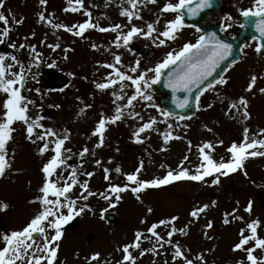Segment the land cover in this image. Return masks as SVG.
<instances>
[{
	"label": "rangeland",
	"instance_id": "rangeland-1",
	"mask_svg": "<svg viewBox=\"0 0 264 264\" xmlns=\"http://www.w3.org/2000/svg\"><path fill=\"white\" fill-rule=\"evenodd\" d=\"M225 1L226 8L219 18H224L226 24L231 25L230 28L237 24L236 19L242 9L254 7V0ZM166 2L177 3L178 0H157L155 4L142 0L138 5V15L142 18L133 17L129 21L121 15L124 8L132 10L128 0H83L84 8L77 12L70 10L73 5L79 7L75 0L71 4L69 0H48L45 5H41L39 0H4V8L0 11L8 17V23L0 21V50L4 49L0 53L15 55L26 68L31 66L22 94L35 101L29 104L28 114L33 119L42 117L40 123L44 127H37L32 140H29L26 125L22 122L13 125L16 131L8 145L11 166L0 176V202L8 205L6 210H0V235L22 229L42 209V204L34 201L41 195L39 189L45 179L42 167L54 154L53 138H48L49 151L41 155L39 147L43 142L36 137L51 128L61 135L65 130L70 133V139L65 142V148L71 149L70 153H65L69 159L67 165L58 170L61 183L76 168L78 179L81 182L87 180L89 189L96 193L89 196L87 201L80 199L76 205L77 211L85 203L88 208L79 215L74 213L73 218L63 225L55 264H118L123 259V246L134 242L137 231L144 234L140 250H151L155 245L156 251H147L140 256V250L130 249L137 258L136 264H183L182 258L173 260V245L165 243L161 248L156 237L147 231L160 220L170 222L158 228L165 240L169 239L167 232L172 227L183 229V232L174 233L171 239L174 244L179 243L193 264H237L242 259L248 264L246 252L234 251L233 246L239 241L242 228L245 234H250L246 225L253 220L261 222L258 234L264 237V156L248 157L242 169L227 176L217 173L205 177L203 181L185 178L142 189L140 193L131 190L136 185L127 180V175L134 173L141 164L143 167L138 177L142 180L163 178L169 170L175 173L181 168H187L189 174H196L203 163L199 149L206 143L211 142L213 149L205 148V151L219 162L221 158L225 161L231 159L228 149L233 142L239 144L243 141L245 128L250 130V136L264 138L260 133L264 129V93L260 92L264 88V58L257 52L256 42L245 47L241 62L230 68V73L224 77L226 84L217 83L203 93L197 115L192 118L181 119L173 115L166 118L163 115L166 111L152 86L148 89L152 100L138 99L131 107L127 106V99L134 93V87H125L123 91L119 84L107 89L96 87L98 83H106L109 73L113 72L105 65L115 64V55L121 56L118 66L122 71L137 75L130 72L137 62L138 73L145 72L154 69L169 51H178L187 42L195 43L200 33L186 26L179 31L176 40L169 39L161 45L155 39L164 31L167 21L175 17L174 13L160 11ZM66 8L69 10L65 11ZM41 12L46 17L43 21L38 15ZM87 12L91 13L98 27L86 30L82 36L69 33L64 28H53L47 22L50 19L53 24L78 25L88 19ZM229 16L232 19H227ZM158 18L159 23H156ZM15 20H22L23 23L16 24ZM148 23H153L157 29L153 36L136 35L127 45L121 39L117 47L115 40L118 35L126 34L133 24L146 31ZM115 24H120L121 29L99 30V27ZM230 28L227 30L230 31ZM5 29H9L7 37L2 35ZM56 43L61 47L53 50L50 45ZM22 44L26 47L20 48ZM32 46L41 54L39 67L32 64ZM146 47L154 50L153 57L149 59L143 56ZM7 63L13 64V72L19 71V65L11 59ZM48 67L68 75L69 84L56 90L44 82L41 72ZM147 75L151 79L155 73L149 72ZM253 75L257 77L256 84L251 91H247ZM33 76L36 78L33 79ZM125 83L130 85V82ZM36 88L40 89L39 93L35 91ZM118 96H123V99H118ZM242 96L249 102V118H245L243 106L238 105V109L230 107ZM5 98V94L0 92V117ZM117 107L122 108L123 115L112 123L110 117L116 114ZM134 113H139V116ZM102 117L109 122L106 124L103 145L96 147L99 135H93V132ZM152 119L156 120V124L151 130L141 133L138 139L135 133ZM166 134L172 138L165 141ZM84 147L90 151L81 158L79 153ZM257 150L264 151V148ZM96 160H100L101 164L97 165ZM105 169L109 170V180L104 179ZM87 172L94 175L88 177L85 175ZM216 175L220 176L219 183L213 184ZM110 183L121 187L129 185L120 194L118 202L115 194H111L109 200L99 195L109 189ZM82 193L83 189L77 185L71 197L75 199ZM249 201L252 202L251 212L245 211ZM205 204L209 207L199 217L191 215L192 211ZM62 211L67 214L66 209ZM107 211L116 213V224L103 218ZM172 217L177 219L172 220ZM225 219L228 223H225ZM209 222H212L211 228L206 227ZM88 236H93L90 242L87 241ZM38 242L42 243L39 237ZM252 244L254 241L249 246ZM0 247H3L2 241ZM94 253L100 254L97 260L91 259ZM201 254L204 260L198 261ZM254 254L264 257V250L257 249Z\"/></svg>",
	"mask_w": 264,
	"mask_h": 264
},
{
	"label": "snow or ice",
	"instance_id": "snow-or-ice-1",
	"mask_svg": "<svg viewBox=\"0 0 264 264\" xmlns=\"http://www.w3.org/2000/svg\"><path fill=\"white\" fill-rule=\"evenodd\" d=\"M48 0H39L41 5L47 4ZM76 4L79 7L73 5L70 10L73 12L79 11L81 8H84L83 0H75ZM142 0H128V3L131 5V9L124 8L121 12V15L126 16L129 21L136 18H142L138 15V5ZM150 3L155 4L157 0H149ZM69 3H72V0H69ZM213 0H196L193 3V0H178L177 3L166 2L164 6L160 9L162 13H174V19L167 21L164 31L160 32L156 36V40L159 41L161 45L165 44L167 40H176L177 34L185 26L184 17L185 11L187 15L197 16L203 9L210 8L212 6ZM4 8V0H0V9ZM69 9H65L68 11ZM87 11V10H86ZM39 18L41 21L45 20V14L43 12L39 13ZM241 15L245 18H256L250 19L249 23L254 24L258 36H253V40L264 41V0H254V7L250 6L246 9L241 10ZM88 19L83 23L78 25L68 26L65 24L52 23V20H47L53 28L60 29L64 28L69 33H74L76 36H82L83 33L88 29H93L98 27V23H94L91 18V13L87 12ZM13 19H15L13 17ZM227 19H232L231 16ZM0 21L8 23V17L5 16L3 11H0ZM16 24L23 23L22 20H15ZM156 23H159V18ZM243 26V25H241ZM195 27V25H193ZM230 24L224 26V30L230 28ZM147 30L141 29L136 25H131L129 31L123 36L118 35L116 37L115 43L117 47L120 46L121 39H123L124 45H127L130 40L136 35H143L147 37L153 36L157 32L156 27L153 23H148L146 26ZM121 29L120 24H115L110 27H99V30L102 32L118 31ZM197 31H200L197 28ZM9 34V29H5L2 33L4 37H7ZM35 35V33H33ZM163 37L164 39H161ZM155 42V41H154ZM94 48L95 44L92 45ZM13 48L16 47L15 44L12 45ZM26 45H20V48H24ZM53 50L60 48V44L56 43L50 45ZM233 45L227 43L225 40L221 39L216 32L201 34L195 41V43L187 42L183 45L178 51H169L162 62L158 63L154 69H147L145 72H139V62L136 66L130 68V72L137 74L131 75L125 71L121 70V67L118 65L121 64V56L115 55L114 59L115 64H106L105 66L113 69V72L109 73L106 83H98L96 85L99 89H107L110 86L119 84L121 91L125 87L132 86L134 87V93L130 95L127 99V106H133L134 102L139 100L151 101L152 96L148 92V89L151 88L152 84L159 81L161 78L162 71L168 68L170 65H176V67L169 73V78L167 81V86L172 88L174 91H179L181 89L186 90L188 93H191L193 88L200 89V86L207 80L208 77L217 70L222 61L227 60L229 56L232 55ZM257 52L264 50V42L258 43ZM67 51V49H65ZM33 60L32 64L36 67H39L41 54L36 52L35 46H32ZM67 57L65 56V59ZM11 59L15 64L19 65V71L13 72V64L7 63V60ZM234 63V62H233ZM31 71V66L25 67L23 63L18 60V57L15 55H5L0 53V92L5 94V99L2 103L4 109L2 117H0V176H3L6 169L11 165L8 160V145L13 139V134L16 129L13 125L17 122H22L26 125L27 137L29 140H32L33 135L37 129L43 128L44 126L40 123L42 117H36L33 119L28 114L29 104H34L35 101L29 100L27 96L22 94V89L25 88L24 81L27 74ZM154 72L155 76L151 79L148 78V73ZM36 77L33 76V79ZM130 82V85H126L125 82ZM257 77L253 75L251 77L250 83L247 86V91H251L256 84ZM219 84H226L227 81L221 77L218 81ZM209 88L212 87L211 84L208 85ZM37 93L40 92L39 88H36ZM202 91V90H201ZM261 93H264V88L260 89ZM115 94V93H114ZM118 99H123V96H118ZM189 97L185 96L183 99L177 98V105L179 108H185L188 106ZM197 104L200 101V95L196 96ZM248 100L245 97H240L238 102L234 101L231 103L230 107L232 109H238V105L243 106L245 118H249V113L247 112ZM211 105H209L210 107ZM90 107V106H86ZM115 115L110 117V121L115 123L117 120L122 118V108L117 107L115 110ZM135 116H139V113H134ZM163 115L171 117L173 113L164 112ZM141 119H143L141 117ZM182 119V117H181ZM109 121L105 118H101L98 121V124L93 132V135H99V143L96 147H100L104 143V133L106 131V124ZM156 124V120L152 119L150 122L144 123L138 131L135 133L137 138L141 133H144L146 130H151L153 125ZM171 127V125H169ZM249 129H244V138L243 141L239 144L233 142L229 147L228 151L231 154V159L225 161L223 158L219 162L214 160L213 156L205 151L207 149H213L211 142L206 143L203 147H200V155L203 158V163L200 164L199 168L196 171V174H189L187 168H181L177 172L169 170L163 178L151 179V180H142L139 179L138 174L140 173L143 164L140 168H137L134 173L127 175V180L129 182H134L135 187H132L131 190L134 193H140L142 189L149 187H159L161 185H167L172 181H177L181 179H191L195 181H203L205 177L212 176L213 174H220L227 176L228 174L242 169L244 166V161L248 157L255 156H264V151H259L257 149L264 148V138L257 139L255 136L249 135ZM260 133L264 135V129L260 130ZM48 138H53L51 144L53 145L52 151L53 155L50 159L43 165L42 172L44 173L45 179L39 189L41 195L35 198L34 202H40L42 204V209L37 212V214L31 218L30 222L26 224L22 229L13 230L10 233H4L0 235V241L3 242V247H0V264H55L57 261L58 250H59V241L62 239V227L67 224L73 218V214L79 215L88 208V205L85 203L77 211L76 205L80 199L87 201L89 196L96 195L89 189L88 181L85 180L81 182L78 179V171L76 168H73L67 178H63V183H61L62 177L58 174V170L63 166L67 165V160L69 159L65 153H70L71 149L65 148V142L70 139V133L65 130L63 135L57 133L55 130L49 128L46 129L42 134L37 135L36 139L42 141V145L39 147V153L41 155L45 154L50 149V143ZM172 138L170 134L164 136L165 141ZM35 143V141H33ZM190 143V142H189ZM223 144V141H220ZM89 149L84 147L83 150L79 153L80 157L83 158L85 154L89 153ZM94 154V153H93ZM185 160L187 157L184 158ZM97 165L101 164L100 160H96ZM108 169H105V180H109ZM117 172L120 171L119 168L116 169ZM247 173L245 172V175ZM86 176L92 177L93 172L85 173ZM55 177V178H54ZM220 176L216 175L212 180L213 184L219 183ZM79 185L83 189L81 196L73 199L71 193L73 189ZM129 188L128 184H125L123 187L109 184V189L105 192L99 193L105 200L111 198V194H115V200L118 202L121 199V193L126 191ZM53 197V198H50ZM62 198V199H61ZM215 203V202H213ZM209 205L205 204L200 208L192 211L191 215L193 217H199V214L204 212ZM8 208L7 203L0 202V210H6ZM62 209L67 210L65 214ZM151 211V209H149ZM235 211V210H234ZM245 211H252V202L249 201V204ZM227 215V214H226ZM176 217H172V220H176ZM240 219H243L240 217ZM169 221L160 220L158 223H153L151 227L147 229L149 233L154 235L159 243L161 248L164 247V244H170L174 247L173 260L177 258L183 259V264H193V260L185 256L182 247L179 243H173L171 237L177 231L183 232V229H176L172 227L170 231L167 232V237L169 239L165 240L163 236L158 232V228L161 225L169 224ZM225 223H228V220L225 219ZM261 222L253 220L250 223H247L246 227L249 230L250 234H245V229L240 230V239L237 243L234 244L233 250H243L246 252V259L248 264H264V257H258L254 253L257 249L264 250V237H261L258 234V227ZM212 222H209L206 227L211 228ZM144 234L140 231L135 233L134 242L131 244H125L123 246V259L118 262V264H123V262H129V264H136V257L133 255L130 249H141V238ZM38 237L42 240V243L38 242ZM145 239H150L151 237H144ZM254 241V244L250 245V242ZM147 251H156V246L154 245L151 250L143 249L140 250L139 255L143 256ZM99 253H94L91 257L92 260H97L99 258ZM204 256L201 254L198 257V261H203ZM237 264H245V261L239 260Z\"/></svg>",
	"mask_w": 264,
	"mask_h": 264
},
{
	"label": "water",
	"instance_id": "water-1",
	"mask_svg": "<svg viewBox=\"0 0 264 264\" xmlns=\"http://www.w3.org/2000/svg\"><path fill=\"white\" fill-rule=\"evenodd\" d=\"M196 0H193V3H195ZM221 7V1L220 0H213L212 6L210 8L203 9L199 15L197 16H190L187 15L186 10L185 11V21L190 24H197L199 22H206L209 20V15L213 11L219 10ZM250 19H256V18H245L243 17V21L245 23V26L240 29V31L237 32V35L234 39H225L222 37V34L217 32V35L220 36L221 39L225 40L227 43H230L233 45L232 49V55L227 58V60L222 61L220 66L217 68V70L212 74V76L208 77L207 80L204 81V83L200 86V89L193 88L191 93H188L186 90L181 89L179 91H174L172 88H169L167 86V81L169 78V73L173 70V68H166L162 71L161 78L157 82L155 86V90L162 93L161 101L162 103L167 107L168 111L171 113H176L181 116L184 115H191L195 112V104H196V96L200 95L201 92L209 85L215 83L217 80L221 78V76L226 72L229 64L232 62L240 59L241 57V48L243 44L246 42L247 39L259 35L257 32L254 24L249 23ZM206 31L208 27L204 28ZM218 30V28H217ZM219 31V30H218ZM211 33V32H207ZM264 42V41H260ZM264 51V50H263ZM152 52H149L146 56H151ZM176 65H174V68ZM52 75L51 71H46L44 73L45 75ZM67 82L66 78L64 77H58L57 82L55 83L56 86L62 87ZM202 90V91H201ZM185 96L189 97L188 106L185 108H179L177 105V98L183 99ZM110 215L107 216V218ZM109 219V218H108Z\"/></svg>",
	"mask_w": 264,
	"mask_h": 264
}]
</instances>
